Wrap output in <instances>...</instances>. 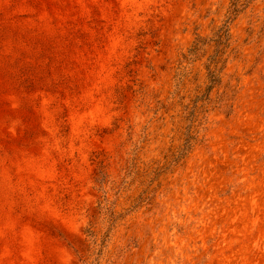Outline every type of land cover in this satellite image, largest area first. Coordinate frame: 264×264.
I'll return each mask as SVG.
<instances>
[{"label": "rangeland", "instance_id": "obj_1", "mask_svg": "<svg viewBox=\"0 0 264 264\" xmlns=\"http://www.w3.org/2000/svg\"><path fill=\"white\" fill-rule=\"evenodd\" d=\"M241 2L0 0V264H264V0Z\"/></svg>", "mask_w": 264, "mask_h": 264}, {"label": "trees", "instance_id": "obj_2", "mask_svg": "<svg viewBox=\"0 0 264 264\" xmlns=\"http://www.w3.org/2000/svg\"><path fill=\"white\" fill-rule=\"evenodd\" d=\"M242 0H232V11L231 13L232 14H237L238 12L241 11V7L243 5V3L241 2ZM228 29H221L220 33L218 34V37L216 39V42H217V51H216V54L212 57V62H217L216 60V56L219 54L220 52V48L218 47H221L222 44L225 43V41L228 40ZM215 70H210L209 68V73H210V76L212 78L213 81L217 82V79L214 78L215 74H214Z\"/></svg>", "mask_w": 264, "mask_h": 264}]
</instances>
